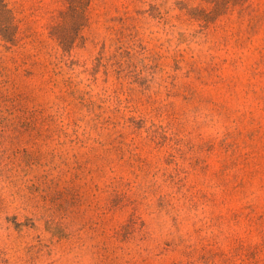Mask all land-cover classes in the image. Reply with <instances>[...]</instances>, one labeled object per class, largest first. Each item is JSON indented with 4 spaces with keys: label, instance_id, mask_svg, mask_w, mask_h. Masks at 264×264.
<instances>
[{
    "label": "rangeland",
    "instance_id": "rangeland-1",
    "mask_svg": "<svg viewBox=\"0 0 264 264\" xmlns=\"http://www.w3.org/2000/svg\"><path fill=\"white\" fill-rule=\"evenodd\" d=\"M0 264H264V0H0Z\"/></svg>",
    "mask_w": 264,
    "mask_h": 264
}]
</instances>
